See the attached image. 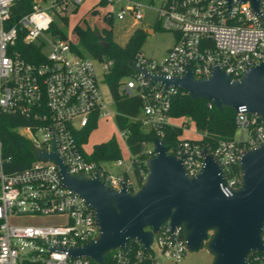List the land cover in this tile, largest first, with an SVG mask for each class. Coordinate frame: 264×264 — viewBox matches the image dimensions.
<instances>
[{
  "label": "built area",
  "instance_id": "built-area-1",
  "mask_svg": "<svg viewBox=\"0 0 264 264\" xmlns=\"http://www.w3.org/2000/svg\"><path fill=\"white\" fill-rule=\"evenodd\" d=\"M20 1L0 0V117L11 114L28 121L15 132L31 144L35 160L22 171L7 173L0 133V264H92L85 258H71L69 250L97 238L94 211L63 187L58 167L39 160L35 151L50 154L55 142L70 175H98L115 191L122 185L131 192L138 189L131 156L128 165L122 158L92 161L88 159L92 152L87 153L85 144L77 141L81 131L99 119H111L98 87L96 65L104 76L112 62L81 57L72 41L51 33L55 20L62 23L84 0H33L30 11L13 22L12 7ZM98 1L106 8L102 20L121 22L129 17L135 27L144 20L143 8L134 0ZM258 1L256 13L250 3L236 0L229 6L226 0H163L155 9L156 23L173 35V46L162 60L148 59L140 52L134 72L118 89L120 95L141 100L140 114L133 121L140 120L153 138L162 141L164 129L172 126L170 99L176 91L146 80L134 66L167 79L182 77L187 69L195 79H207L219 67L225 75L239 79L264 61V0ZM29 45L41 48L42 62L30 63L22 57L20 50ZM46 47L48 54H44ZM235 124L238 139L220 141L212 152L207 151L224 175L221 190L225 195L241 186V154L264 142L260 119L240 109ZM119 136L125 141L126 132L119 131ZM144 146L147 160L155 154L151 143ZM203 150L182 139L171 155L183 157V167L193 177L203 167ZM104 164H113L121 172L114 174ZM34 217H55L63 222L45 226L16 223ZM262 240L264 245V229ZM187 252L182 228L166 223L153 233L148 249L138 240H130L124 248L110 252V260L111 264H181ZM246 264H264V253H252Z\"/></svg>",
  "mask_w": 264,
  "mask_h": 264
},
{
  "label": "water",
  "instance_id": "water-1",
  "mask_svg": "<svg viewBox=\"0 0 264 264\" xmlns=\"http://www.w3.org/2000/svg\"><path fill=\"white\" fill-rule=\"evenodd\" d=\"M226 1L228 6L232 2ZM236 1L248 2L256 13L259 11L258 0ZM95 36L99 37V33ZM134 68L165 90L183 91L191 100L208 102L218 111L230 109L238 113L243 109L264 126V61L239 79L225 75L219 67L213 68L207 79H195L189 69L182 77L167 79ZM150 142L155 155L145 161L143 183L134 192L125 185L112 190L98 175H70L55 142L50 154L35 151L39 160L58 167L63 187L79 196L95 213L97 238L71 248V258L104 264L108 253L124 248L130 240H138L148 249L153 233L166 223L171 228H182L188 252L204 248L212 257L210 264H246L252 253H264V142L241 154V186L229 195L221 190L225 186L224 175L209 152L203 150V167L190 177L183 167V157L168 154V148L157 138ZM147 228L151 231H145Z\"/></svg>",
  "mask_w": 264,
  "mask_h": 264
},
{
  "label": "trees",
  "instance_id": "trees-1",
  "mask_svg": "<svg viewBox=\"0 0 264 264\" xmlns=\"http://www.w3.org/2000/svg\"><path fill=\"white\" fill-rule=\"evenodd\" d=\"M33 0H21L12 7L11 21L15 22L22 15L28 13ZM103 5V4H101ZM67 25V19H62ZM104 22L111 24V20L105 18ZM99 33V37L95 33ZM51 33L66 40L65 34L56 25L51 26ZM73 33L78 40V46L72 48L81 57L88 56L95 61H111L112 66L104 74L105 83L111 94L115 109V125L119 131L126 132L125 144L130 156L133 158L132 170L134 178L141 186L146 174L145 160L147 158L144 145H149L153 133L143 131V123L140 120L133 121L140 114L141 100L139 97H126L118 92L121 81L129 77L133 72V64L147 37L142 29H137L130 36L124 46H119L113 40L110 30L97 29L85 30L74 27ZM107 45V47H105ZM22 57L30 63H39L44 59L41 48L35 45L23 47ZM169 116L175 119L185 118L193 122L195 132L200 135L197 140H188L197 143L206 151L212 152L220 141L235 140L237 127L235 113L230 109L218 111L213 105L205 101H193L183 91L176 90L171 95ZM0 133L3 142V156L8 160L5 167L7 173L19 172L26 169L35 155L31 144L16 134L17 127L25 126L28 121L17 115L2 114L0 117ZM94 124L90 125L78 136V143L85 144L87 136ZM182 127L167 126L164 129L163 144L168 148L169 154H174L181 142ZM186 140V139H185ZM120 150L115 139L107 143L95 145L88 157L92 161H115L120 159ZM111 253L105 257L104 264H111ZM20 264H33L22 262ZM94 264V263H92Z\"/></svg>",
  "mask_w": 264,
  "mask_h": 264
},
{
  "label": "rangeland",
  "instance_id": "rangeland-1",
  "mask_svg": "<svg viewBox=\"0 0 264 264\" xmlns=\"http://www.w3.org/2000/svg\"><path fill=\"white\" fill-rule=\"evenodd\" d=\"M162 1L163 0H134L137 5L143 8L144 12V20L139 27L133 26V21L129 17L121 22L114 19L111 21V24L105 23L104 20H102V16L105 14L106 8L101 5L98 0H84L77 11L66 18L68 21L67 25H64L63 22L61 23L58 20H55L54 25L65 34L66 40L72 41L76 46H78V40L73 33L74 27H79L82 30H85L86 28H89L90 30L97 29L98 31L103 29L110 30L114 42L119 46H124L137 28L145 31L152 29L153 34H147L145 42L141 48V53L148 59L162 60L166 57L167 51L174 44L173 35L162 31L156 23L155 9L160 6ZM48 52L49 48L46 47L44 49V54H48ZM96 72L98 87L102 93L104 104L110 110L111 119H99L95 123L87 136L84 149L87 153H91L95 145L107 143L110 140L115 139L120 150V156L126 165H128L130 154L127 151L125 141L120 138L119 131L115 125L113 119V115L115 114L113 100L98 65H96ZM170 118L172 126L177 125L182 127V135L180 139L187 138L190 140H197L198 136L194 133L195 129L192 121L185 118ZM143 131L148 132V126L143 125ZM236 138H239L238 133H236ZM104 168L114 174H117L119 171V169L115 168L113 164H104ZM62 222L63 220L55 217L21 218L16 221V223L20 225L34 226L56 225ZM211 262L212 257L204 248H202L199 251L187 252L181 264H210Z\"/></svg>",
  "mask_w": 264,
  "mask_h": 264
},
{
  "label": "crops",
  "instance_id": "crops-1",
  "mask_svg": "<svg viewBox=\"0 0 264 264\" xmlns=\"http://www.w3.org/2000/svg\"><path fill=\"white\" fill-rule=\"evenodd\" d=\"M145 31V30H144ZM151 31V34L150 35H152L153 34V30L152 29H148V30H146L145 32L146 33H148V32H150ZM168 52V51H167ZM175 126H177V125H175ZM177 127H179V126H177ZM194 133L198 136L197 137V139H199L200 138V135L199 134H197L195 131H194ZM182 139V138H181ZM183 139H186V140H190V139H187V138H183ZM121 171L119 170L118 172H117V174H119ZM130 177L132 178V176L130 175Z\"/></svg>",
  "mask_w": 264,
  "mask_h": 264
}]
</instances>
